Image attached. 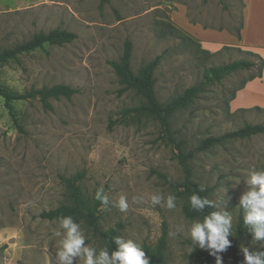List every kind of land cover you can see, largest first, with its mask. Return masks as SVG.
Returning a JSON list of instances; mask_svg holds the SVG:
<instances>
[{"label":"rangeland","instance_id":"rangeland-1","mask_svg":"<svg viewBox=\"0 0 264 264\" xmlns=\"http://www.w3.org/2000/svg\"><path fill=\"white\" fill-rule=\"evenodd\" d=\"M243 8V0H0V51L37 32L57 28L76 33L69 43L44 44L0 63V84L18 93L59 83L77 89L70 98L50 99L49 109L37 98L14 101L21 129L0 96V264H55L58 219L38 214L69 202L64 179L78 172L83 173L79 186L86 197L94 198L101 186L109 197L108 210L100 206L101 229L121 224L118 236L142 248L164 235V264H199L194 251L188 253L186 238V225L196 218L185 216L187 200L162 176L185 179L174 144L152 117L123 114L142 101L131 89L120 91L109 64L121 56L127 39L134 72L159 56L155 92L162 103L199 83L209 66L254 61L251 69L205 86L173 114L171 129L183 150L194 153L190 179L207 188L221 207L225 202L232 216L229 239L237 248L221 254L223 264H243L241 246L264 251V242L253 243L251 236L236 241L235 236L247 177L264 171V132L196 150L208 136L246 122L264 123L263 111H237L229 104L232 91L260 66L255 47L235 34L243 25ZM201 29L227 31L237 41L209 51ZM154 194L175 196L176 207L168 209L163 201L153 206ZM122 195L128 203L125 212L112 206ZM80 226L88 245L97 250L107 246L85 224Z\"/></svg>","mask_w":264,"mask_h":264},{"label":"trees","instance_id":"trees-1","mask_svg":"<svg viewBox=\"0 0 264 264\" xmlns=\"http://www.w3.org/2000/svg\"><path fill=\"white\" fill-rule=\"evenodd\" d=\"M107 0H101L106 2ZM240 26L235 30V34L240 38ZM76 38V33L65 29H52L48 32H37L27 40L13 45L12 47L3 48L0 51V63H5L10 59H15L17 55L35 50L42 47L44 44L62 45L69 43ZM131 55H132V43L127 39L124 43V48L121 56L117 60H110L109 64L115 71L119 83L122 85L120 91L131 89L138 94L142 101L133 107H129L123 111L124 115L133 114L136 116H149L157 120L159 125L164 131L166 137L174 144L176 148L175 156L185 172V179L182 181H175L162 174L165 180L176 190L179 195L188 202V197L196 193L201 197L209 198V191L204 188V191H200L201 186L190 179L191 167L189 165V159L193 157V152H185L182 148V144L175 141L172 137L171 118L173 114L192 102L198 94L204 91L205 86L210 82L220 81L226 75L243 69H251L255 66L254 61L246 59H238L228 63H223L217 66H209L203 70L202 79L199 83L186 87L181 94L162 103L157 99L155 92V76L154 71L158 65L159 56L143 64L137 72H134L131 68ZM260 60V66L256 73L249 75L243 80L240 85L235 88L230 100L235 96L238 89L243 87L249 80L255 77H261L262 70L264 68V58L259 54H256ZM77 89L68 84H54L51 86H42L41 88H30L27 91L18 93L0 84V96L4 99V104L7 107L9 113L13 117V121L21 129V125L18 124V119L13 111V103L16 100L34 99L37 98L41 105L49 109L51 108L50 99H58L61 97L70 98ZM263 111L264 108L255 106L252 108H241L237 111L247 110ZM264 123H249L246 122L242 126L225 132L218 136H208L204 138L200 144L196 147V150H203L209 148L216 143H219L225 139L230 138H248L252 135L263 133ZM83 173L78 172L69 178H65L64 182L68 192V203H63L55 208L41 211L38 216L45 219H58L61 216H71L73 220L79 224H85L94 235L100 237L109 247L114 249L115 244L113 238L118 236L121 229V224H116L107 229H101L99 225L100 218V202L94 198L90 199L86 197L80 189L79 181L82 179ZM210 199V198H209ZM215 209L206 208L204 213H196L190 209L188 203L183 206V212L188 218H202L203 215ZM243 216L238 215L237 223L235 225L236 241L242 237L250 236L247 233L246 228L243 225ZM166 248V238L162 235L154 246L144 245L143 250L150 259V264H164ZM233 251H236V244H231ZM194 256L199 264H215V258L208 254V251L196 248L194 250Z\"/></svg>","mask_w":264,"mask_h":264},{"label":"clouds","instance_id":"clouds-1","mask_svg":"<svg viewBox=\"0 0 264 264\" xmlns=\"http://www.w3.org/2000/svg\"><path fill=\"white\" fill-rule=\"evenodd\" d=\"M247 190L239 197L238 206L243 212V225L250 234L252 242H264V171H251L246 180ZM200 191H204L201 187ZM226 189L223 196L225 197ZM94 199L99 201L102 210H108L109 197L103 186L97 188ZM164 202L168 209L176 207V198L168 195L166 198L160 194L150 197L153 206ZM190 209L196 213H204L206 208L215 209L203 215L202 218L190 220L186 225V238L190 241L189 252L196 248L208 251L215 258V264H223L222 253L231 247L230 236L232 232V216L225 210L226 203L219 199L212 200L201 197L196 193L188 197ZM119 211L125 212L128 208L125 196H120L112 203ZM175 236L176 233H170ZM58 238L54 254L55 264H150L142 246L132 239L116 236L113 238L114 249L107 246L97 250L86 243V237L80 224L71 216L58 218V228L54 230ZM243 264H264V251L252 252L241 246Z\"/></svg>","mask_w":264,"mask_h":264},{"label":"crops","instance_id":"crops-1","mask_svg":"<svg viewBox=\"0 0 264 264\" xmlns=\"http://www.w3.org/2000/svg\"><path fill=\"white\" fill-rule=\"evenodd\" d=\"M243 2L241 42L255 47L257 53L264 58V0H243ZM199 35L204 36V45L209 51H217L223 44H233L237 41V38L223 30L201 29ZM229 104L233 110L255 106L264 108V68L261 77L249 80L236 92Z\"/></svg>","mask_w":264,"mask_h":264}]
</instances>
